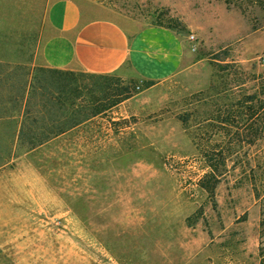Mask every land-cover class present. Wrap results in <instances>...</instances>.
Instances as JSON below:
<instances>
[{"label":"rangeland","instance_id":"rangeland-1","mask_svg":"<svg viewBox=\"0 0 264 264\" xmlns=\"http://www.w3.org/2000/svg\"><path fill=\"white\" fill-rule=\"evenodd\" d=\"M96 1L182 27L194 64L149 88L126 79L129 100L33 150L0 120V264H259L264 143L246 137L245 114L220 135L211 118L264 101V0ZM22 74L3 78L0 99ZM195 138L224 151L213 197Z\"/></svg>","mask_w":264,"mask_h":264},{"label":"crops","instance_id":"crops-1","mask_svg":"<svg viewBox=\"0 0 264 264\" xmlns=\"http://www.w3.org/2000/svg\"><path fill=\"white\" fill-rule=\"evenodd\" d=\"M177 30L96 0H0V64L162 83L194 64ZM22 81V80H21Z\"/></svg>","mask_w":264,"mask_h":264},{"label":"trees","instance_id":"trees-1","mask_svg":"<svg viewBox=\"0 0 264 264\" xmlns=\"http://www.w3.org/2000/svg\"><path fill=\"white\" fill-rule=\"evenodd\" d=\"M156 25L177 31L184 30L177 26L160 23ZM225 65L219 64L217 72L222 73L227 68H233L232 64ZM9 70V67L0 64V83L4 77L9 76ZM16 70L18 69L13 68L11 72ZM125 84V80L110 75L44 69L35 70L31 77L29 73H23L16 94L8 99H0V108L6 110L8 106H12L8 112L11 110L18 114L0 116V120H8L6 123L16 127L17 146H26L33 150L98 116L105 115L129 100L132 96L131 88L124 86ZM152 85L154 83L151 81H143L144 88ZM225 109L222 118H211V121L219 124L216 128L220 129L217 135L223 134L222 130H225L226 125L235 127L234 118L245 114L248 116L246 137L251 141L260 139L264 143V101L260 100L258 95L247 96L241 102L232 103ZM186 121L185 119L182 123ZM212 133L215 136L214 132ZM197 141L198 138H195V145L207 168L198 186L213 197L218 183L227 172L224 151L216 148V145L202 148ZM232 153L234 150L229 149V156ZM255 197L260 203L259 264H264V190L260 192L255 189Z\"/></svg>","mask_w":264,"mask_h":264},{"label":"built area","instance_id":"built-area-1","mask_svg":"<svg viewBox=\"0 0 264 264\" xmlns=\"http://www.w3.org/2000/svg\"><path fill=\"white\" fill-rule=\"evenodd\" d=\"M191 39H192V36H191Z\"/></svg>","mask_w":264,"mask_h":264}]
</instances>
